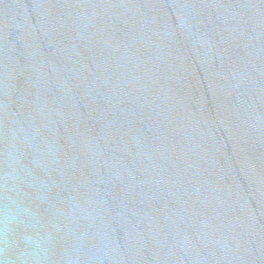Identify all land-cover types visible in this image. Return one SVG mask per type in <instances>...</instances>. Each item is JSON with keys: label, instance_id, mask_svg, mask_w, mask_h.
Masks as SVG:
<instances>
[{"label": "water", "instance_id": "water-1", "mask_svg": "<svg viewBox=\"0 0 264 264\" xmlns=\"http://www.w3.org/2000/svg\"><path fill=\"white\" fill-rule=\"evenodd\" d=\"M0 264H264V0H0Z\"/></svg>", "mask_w": 264, "mask_h": 264}]
</instances>
